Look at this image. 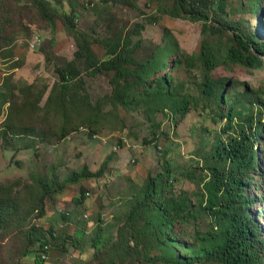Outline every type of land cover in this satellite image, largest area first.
<instances>
[{
  "label": "rangeland",
  "instance_id": "374dc122",
  "mask_svg": "<svg viewBox=\"0 0 264 264\" xmlns=\"http://www.w3.org/2000/svg\"><path fill=\"white\" fill-rule=\"evenodd\" d=\"M92 1L76 0L77 32L98 40L112 33L128 35L138 29L140 35L131 39L132 43L140 42L134 52L138 61L163 55L162 50L176 42L175 54L166 58L167 76L181 86L185 95L197 101L182 118L174 121L168 112L156 113L154 122H149L140 101L129 108L112 106L108 99L112 74L82 72L70 90L76 98L84 96L86 101L78 105V112L72 118L79 115L95 118L94 134H89L87 126L77 124L72 127L73 133L60 138L61 114L63 109L70 111L67 100L71 92L59 89L56 70L65 62L73 61L75 39L60 19L52 31L30 0H0V193L19 206V212L5 219L0 229V264H35L38 245H27L25 233L31 229L35 238H48L50 228L57 238L64 240L66 251L60 245L51 247L43 264H99L90 248L95 225L100 220L106 239L115 242L132 201L130 196L137 193L148 176L155 177L161 171L162 154L167 153L166 161L172 167V193L179 196L185 191L192 202H197L200 188L196 182L206 173L202 167L209 161L215 141L225 138L221 129L226 121L220 118L214 101L200 95V64L186 61L199 54L204 39L201 22L155 12L161 7L169 10L171 0H114L108 5L100 1L91 6ZM254 1L226 0L227 20L233 30L224 29L220 33L223 36L205 39L215 46L224 45L229 43L235 28L242 32L253 30L264 18L252 11ZM259 8L264 14V0L259 1ZM215 9L216 4L211 15ZM92 49L98 58H104L105 51L98 42ZM262 62V67L256 70L220 65L210 76L212 80L228 81L225 94L229 98L244 90L254 92V97L262 96ZM9 124L15 131L25 127L36 137L12 135L6 127ZM79 126L83 128L78 130ZM4 130L8 132L5 135ZM153 134L157 135L156 140ZM258 148L261 160L264 133ZM109 156L111 159L102 176L72 180V174L83 168L96 172ZM258 181L256 177L255 182ZM42 184L49 187L46 194ZM81 189L85 193L83 199H80ZM261 195L264 198V193ZM261 205L262 201L257 202L256 210ZM36 209L39 213L42 211L41 215ZM259 220L264 225V219ZM208 225L206 217L175 223L174 235L178 242H191L194 231L204 232ZM66 235L76 238L77 242L71 244ZM154 254L158 251L150 256ZM146 262L145 256L134 255L125 264Z\"/></svg>",
  "mask_w": 264,
  "mask_h": 264
},
{
  "label": "trees",
  "instance_id": "16d2710c",
  "mask_svg": "<svg viewBox=\"0 0 264 264\" xmlns=\"http://www.w3.org/2000/svg\"><path fill=\"white\" fill-rule=\"evenodd\" d=\"M100 1L108 5L114 0H94L91 6ZM171 1L172 7L169 10L161 7L155 12L172 18L200 21L202 24L201 33L204 39L201 41L199 54L186 61H197L200 64V95L205 99L211 98L220 118L226 121L221 129L225 138L215 141L209 161L202 167L206 173L196 182L200 188L197 202H192L185 191L180 192L179 196L172 193V167L166 161L167 153H163L161 171L155 177L148 176L137 193L130 196L132 201L123 225L117 231L115 242L106 239V230L100 226L99 220L90 237V248L94 251V257L99 259V264H125L128 257L134 255L145 256L147 264H156L159 261L163 264H264V225L259 220L264 219V198L261 195V192L264 193V158L260 160L258 148V141L264 133V94L254 97V92L244 90L229 98L225 94L228 81L212 80L210 76L220 65H239L252 70L262 67L264 18L251 31L242 32L235 28L229 43L215 46L205 38L223 36L220 33L224 29L233 30L227 20L226 0ZM259 1L253 2L252 11L263 17ZM30 3L52 31L55 30L56 20L60 19L76 42L73 61L65 62L56 70L59 89L71 92V97L67 100L71 105L70 111L63 109L61 114L63 124L59 131L60 138L73 133L72 127L77 124L87 126L89 134H94L92 127L97 123L95 118H81L80 115L72 118L78 112V105L85 104L86 101L84 96L76 98L77 95L70 90L74 81L78 83L82 72L88 71L92 75L112 74V91L108 96L112 106L129 108L140 101L144 104V113L149 122H154L156 113L165 112H168L170 120L175 121L186 115L190 106L196 103L197 98L185 95L181 86L174 84L173 79L166 73V58L175 54L176 42H172L167 50L163 49V55L138 61L134 58V52L140 42L137 40L132 43L131 39L139 36L140 30H132L128 35L112 33L111 36L94 40L76 31L75 20L79 17L75 9L76 0H30ZM215 4L216 9L211 15ZM153 20L156 21V18ZM164 33L166 37L167 30ZM95 42L105 51L102 59L92 49ZM6 127L12 135L36 137L35 133L25 127L16 131L10 124ZM80 128L83 127L79 126L77 129ZM4 131V135L8 133ZM152 136L156 140L157 135ZM144 143L150 144L145 141ZM110 159L109 156L96 172L83 168L81 172L73 173L72 180L102 176ZM256 177L259 179L258 183L255 182ZM42 187L46 194L48 185L42 184ZM84 197L85 193L81 189L80 199ZM260 201L261 208L256 210V203ZM252 210L256 212L253 213ZM36 211L39 213L37 209ZM18 212L17 202L2 197L0 193V229L4 227L5 219ZM202 217L209 221L207 230L203 232L196 229L191 242H178L174 235V224L188 220L199 221ZM47 232L48 238H35L31 229L25 233L27 245H38L35 264L45 262L51 247L60 245L62 251H66L64 240L60 236L57 238L51 228ZM65 239L70 240L71 244L77 242L70 235H66ZM155 251L158 254L150 256ZM43 256L46 258L43 259Z\"/></svg>",
  "mask_w": 264,
  "mask_h": 264
},
{
  "label": "bare ground",
  "instance_id": "6f19581e",
  "mask_svg": "<svg viewBox=\"0 0 264 264\" xmlns=\"http://www.w3.org/2000/svg\"><path fill=\"white\" fill-rule=\"evenodd\" d=\"M46 257L45 256H43V259H45Z\"/></svg>",
  "mask_w": 264,
  "mask_h": 264
},
{
  "label": "built area",
  "instance_id": "2783aa9c",
  "mask_svg": "<svg viewBox=\"0 0 264 264\" xmlns=\"http://www.w3.org/2000/svg\"><path fill=\"white\" fill-rule=\"evenodd\" d=\"M87 195H88V193H87Z\"/></svg>",
  "mask_w": 264,
  "mask_h": 264
}]
</instances>
